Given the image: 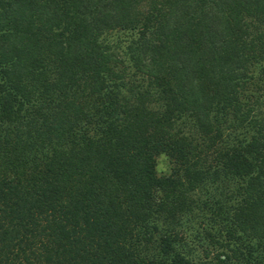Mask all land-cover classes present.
<instances>
[{
  "label": "trees",
  "instance_id": "obj_1",
  "mask_svg": "<svg viewBox=\"0 0 264 264\" xmlns=\"http://www.w3.org/2000/svg\"><path fill=\"white\" fill-rule=\"evenodd\" d=\"M0 264H264V0H0Z\"/></svg>",
  "mask_w": 264,
  "mask_h": 264
},
{
  "label": "rangeland",
  "instance_id": "obj_2",
  "mask_svg": "<svg viewBox=\"0 0 264 264\" xmlns=\"http://www.w3.org/2000/svg\"><path fill=\"white\" fill-rule=\"evenodd\" d=\"M166 167H167V166H165V164H164L163 157H161V159H160V161H159V166H158V168H159V170H163V171H165V170H166Z\"/></svg>",
  "mask_w": 264,
  "mask_h": 264
}]
</instances>
